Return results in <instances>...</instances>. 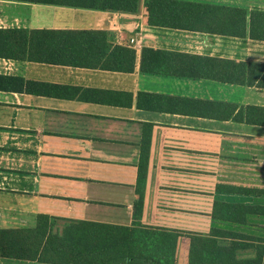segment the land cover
<instances>
[{"label": "crops", "instance_id": "obj_1", "mask_svg": "<svg viewBox=\"0 0 264 264\" xmlns=\"http://www.w3.org/2000/svg\"><path fill=\"white\" fill-rule=\"evenodd\" d=\"M168 1L226 11L165 21L244 35L151 25V0L135 12L0 0V30L85 32L36 40L24 59L0 57V229L35 227L42 214L59 227L82 220L180 232L177 264H188L190 234L239 246L244 264L260 255L264 214L241 223L215 219L213 209L221 197L264 207V195L217 193L220 184L264 190V123L246 116L264 109V69L249 70L264 65V40L251 36L264 0ZM145 48L242 63L244 81L145 72ZM0 264L46 263L0 251Z\"/></svg>", "mask_w": 264, "mask_h": 264}, {"label": "trees", "instance_id": "obj_2", "mask_svg": "<svg viewBox=\"0 0 264 264\" xmlns=\"http://www.w3.org/2000/svg\"><path fill=\"white\" fill-rule=\"evenodd\" d=\"M65 7L109 9L122 12H135L138 0H11ZM226 11L224 8L183 3L168 0H151V25H167L187 29H202L212 33L232 36H243L237 29H209L195 25L180 24L176 21L161 19L162 14H207ZM236 14L245 17L242 11ZM172 18H174L172 16ZM164 20V21H163ZM264 26V13L255 11L252 14L251 36L264 40V32L256 31V24ZM83 35L85 32L33 31L28 33L21 29L0 30V57L24 59L31 44L44 41L49 36ZM35 39V40H34ZM28 48V49H27ZM126 50V49H125ZM132 54L134 51L126 50ZM179 58V59H176ZM126 65V61H123ZM173 64H177L173 66ZM245 65L232 61L209 59L183 54L158 52L145 48L142 55V70L149 73L179 75L189 77L212 78L223 82L242 83ZM251 70L264 69V65L252 64ZM251 111L264 109L248 108L247 120L253 123H264V119H250ZM243 111L236 116L243 120ZM148 160L141 159L138 164L139 205L136 211L141 212L143 190L146 181ZM217 193L247 196L264 195V190L244 188L231 185H218ZM249 214H264L260 205L229 202L226 198H217L213 216L225 221L246 222ZM135 216V212H134ZM228 235L230 232H222ZM181 233L165 229H135V226H120L95 223L82 220H64L62 226H56L48 215H38L37 224L31 228L0 229V251L5 257L38 259L46 264H177V245ZM212 236L190 234V251L188 264H244L235 253L239 246L222 245ZM241 247V246H240ZM260 255L248 264H264V246L258 247Z\"/></svg>", "mask_w": 264, "mask_h": 264}]
</instances>
